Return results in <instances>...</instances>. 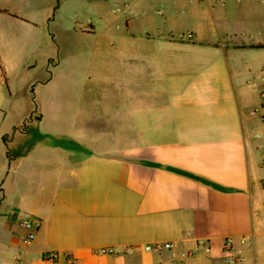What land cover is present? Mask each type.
Listing matches in <instances>:
<instances>
[{"label": "crops", "instance_id": "1", "mask_svg": "<svg viewBox=\"0 0 264 264\" xmlns=\"http://www.w3.org/2000/svg\"><path fill=\"white\" fill-rule=\"evenodd\" d=\"M263 178L264 0H0V264H264Z\"/></svg>", "mask_w": 264, "mask_h": 264}, {"label": "built area", "instance_id": "2", "mask_svg": "<svg viewBox=\"0 0 264 264\" xmlns=\"http://www.w3.org/2000/svg\"><path fill=\"white\" fill-rule=\"evenodd\" d=\"M262 188L264 190V178L261 181ZM22 225L27 230V236L24 242H29L34 238L33 232V224L28 219L22 220ZM174 247V243H158V244H151L145 247V250L148 252H155L159 253L163 250H171ZM126 251V250H125ZM222 255H223V264H241V259L234 253L232 240L231 238H225L222 241ZM121 252L119 250H114L112 248H105L100 249L97 251V254L100 255H111L114 253ZM192 254L187 253L186 259L192 258ZM44 261H54L55 255L54 254H45L43 257ZM71 264H76V262L72 259L69 260ZM16 264H24L21 261L16 262ZM173 264H187L184 260L182 261H175Z\"/></svg>", "mask_w": 264, "mask_h": 264}, {"label": "rangeland", "instance_id": "3", "mask_svg": "<svg viewBox=\"0 0 264 264\" xmlns=\"http://www.w3.org/2000/svg\"><path fill=\"white\" fill-rule=\"evenodd\" d=\"M180 40H185V41H190L191 40V35L190 34H184L180 36ZM44 68V65L40 63L38 66V71H43L42 69Z\"/></svg>", "mask_w": 264, "mask_h": 264}]
</instances>
